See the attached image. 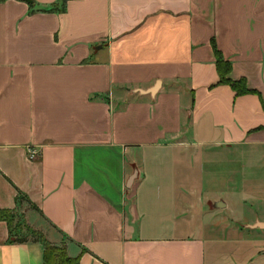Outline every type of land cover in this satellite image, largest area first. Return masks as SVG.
<instances>
[{
    "label": "crops",
    "instance_id": "crops-1",
    "mask_svg": "<svg viewBox=\"0 0 264 264\" xmlns=\"http://www.w3.org/2000/svg\"><path fill=\"white\" fill-rule=\"evenodd\" d=\"M55 1H0V209L78 264H264V0ZM0 264L43 246L0 221Z\"/></svg>",
    "mask_w": 264,
    "mask_h": 264
},
{
    "label": "trees",
    "instance_id": "trees-1",
    "mask_svg": "<svg viewBox=\"0 0 264 264\" xmlns=\"http://www.w3.org/2000/svg\"><path fill=\"white\" fill-rule=\"evenodd\" d=\"M1 1V0H0ZM66 0H57L51 3L48 7L40 9L41 11H58L64 10ZM31 4H29V7ZM28 12H31L29 9ZM212 51L214 56V65L217 73V81L215 84H227L234 91L236 95L252 92V90L246 88L245 82L242 78L238 80H231L227 77V73L230 70V63L224 60L221 53L215 48L212 43ZM17 214L13 209H0V221H5L9 228V235L12 240L17 242H24L26 237L18 238L17 232L20 230V226H13L16 222ZM19 225V223H18ZM27 231L32 236L31 239L41 242L43 246V260L44 264H78L79 257H70L66 253L65 245L56 246L47 241L43 235L36 232L29 227H26ZM15 229V230H14Z\"/></svg>",
    "mask_w": 264,
    "mask_h": 264
},
{
    "label": "rangeland",
    "instance_id": "rangeland-1",
    "mask_svg": "<svg viewBox=\"0 0 264 264\" xmlns=\"http://www.w3.org/2000/svg\"><path fill=\"white\" fill-rule=\"evenodd\" d=\"M18 223H19V225H18ZM13 226H20V230L17 232V237L18 238H23V237H26L27 239L28 238H32V236L27 231V228L24 226V224L21 221V219H16V222H14Z\"/></svg>",
    "mask_w": 264,
    "mask_h": 264
},
{
    "label": "built area",
    "instance_id": "built-area-1",
    "mask_svg": "<svg viewBox=\"0 0 264 264\" xmlns=\"http://www.w3.org/2000/svg\"><path fill=\"white\" fill-rule=\"evenodd\" d=\"M26 152H27V158H29V159L35 158V156L37 154V151L33 147L27 148Z\"/></svg>",
    "mask_w": 264,
    "mask_h": 264
},
{
    "label": "water",
    "instance_id": "water-1",
    "mask_svg": "<svg viewBox=\"0 0 264 264\" xmlns=\"http://www.w3.org/2000/svg\"><path fill=\"white\" fill-rule=\"evenodd\" d=\"M22 1H24V2H26V3H31V0H22ZM134 175H135V173H134L133 176L129 179V181L132 180V178L134 177Z\"/></svg>",
    "mask_w": 264,
    "mask_h": 264
}]
</instances>
